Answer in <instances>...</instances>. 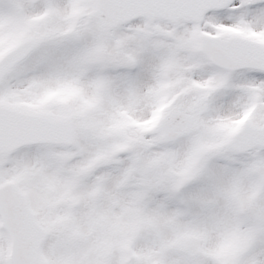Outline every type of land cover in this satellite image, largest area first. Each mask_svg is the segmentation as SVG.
Wrapping results in <instances>:
<instances>
[{"label": "snow or ice", "instance_id": "obj_1", "mask_svg": "<svg viewBox=\"0 0 264 264\" xmlns=\"http://www.w3.org/2000/svg\"><path fill=\"white\" fill-rule=\"evenodd\" d=\"M0 264H264V0H0Z\"/></svg>", "mask_w": 264, "mask_h": 264}]
</instances>
